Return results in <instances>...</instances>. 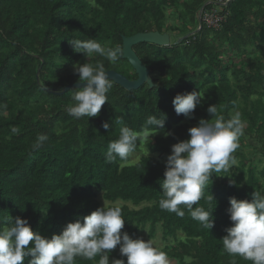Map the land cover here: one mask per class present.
I'll return each instance as SVG.
<instances>
[{"label":"trees","instance_id":"16d2710c","mask_svg":"<svg viewBox=\"0 0 264 264\" xmlns=\"http://www.w3.org/2000/svg\"><path fill=\"white\" fill-rule=\"evenodd\" d=\"M206 1L94 0V6L93 0H0V226L8 216L19 217L27 219L33 231L51 238L67 223L83 222L100 208V194L110 204H145L137 210L120 206L125 219L122 232L134 236L148 225L152 234L159 225L161 250L176 264H186V256L191 264H233V260L252 264L229 255L221 239L232 226L229 198L250 201L252 192L264 189V163L257 169L243 154L245 136L264 152V0H231L218 31L198 28L197 12ZM167 31H178L183 40L169 47L140 43L132 48L148 69L153 88L144 84L125 91L113 84L99 115L80 119L66 112L74 90L50 93L78 83L73 70L77 63L95 65L102 60L106 71L136 79L125 60L112 64L98 54L82 59L84 55L75 53L69 41L95 39L115 48L122 46V38ZM193 91L204 95L202 104L191 118L176 114L174 97ZM210 105H216L225 119L239 112L244 134L234 153L236 165L224 173L230 177L212 175L205 191V197L210 194L215 202L214 226L208 231L187 210L183 218L162 210L159 200L171 146L188 139V129L199 120L212 118L207 112ZM161 114L166 116L164 129L151 144L138 141L136 152L143 148L146 155L132 165L129 159L106 161L107 146L118 138L120 127L142 132L148 116ZM120 117L123 125L115 123ZM104 122L109 123L108 130L102 127ZM12 127L18 131L13 133ZM164 131L173 135L165 137ZM38 134L47 140L34 150ZM200 205L209 207L205 199ZM111 206L115 205L107 207ZM113 259H126L119 246L110 253L109 264ZM98 261L99 257H77L74 264Z\"/></svg>","mask_w":264,"mask_h":264},{"label":"clouds","instance_id":"9594fccd","mask_svg":"<svg viewBox=\"0 0 264 264\" xmlns=\"http://www.w3.org/2000/svg\"><path fill=\"white\" fill-rule=\"evenodd\" d=\"M69 43L75 53H81L87 59L98 54L115 64L124 54L120 46H102L95 39H73ZM73 70L74 74L78 73V83H83V87L71 91L73 103L66 107V112L75 119L97 117L109 101L108 93L114 80L109 78L102 60L95 65L88 62L74 64ZM203 97L200 91L177 94L172 101L175 113L191 118ZM207 112L212 117L210 120H199L196 126L188 129V139L171 146L160 181L162 198L159 206L181 218L187 210L209 231L214 226L215 202L212 195L205 197V191L211 184L212 175L230 177L224 173H230L236 164L234 153L240 147L244 122L239 112L225 119L218 114L216 105H210ZM165 119L164 114L159 118L148 116L142 132L126 125L120 127L118 138L107 146L106 161H127L136 152L138 141L151 144L152 137L164 129ZM115 123L123 125L124 120L120 117ZM102 127L108 130L110 125L104 122ZM11 131L16 133L18 129L12 127ZM163 135L173 134L164 131ZM46 140V135L38 134L33 149H39ZM148 154L149 150L147 157ZM229 183L234 186L235 182L230 179ZM202 199L209 205L207 209L200 205ZM229 204L227 213L232 226L225 229L227 234L221 239L224 250L252 264H264V189L252 192L250 201L231 197ZM3 224L0 226V264H24L28 257H31L28 264H74L77 257L87 260L99 257L98 264H109V255L117 246L126 261L113 259L111 264H170L167 253L154 247L152 241L132 239L127 232H122L125 219L119 205L107 208L103 205L83 217V222L77 219L67 223L60 234H53L51 238L33 231L27 219L17 217L13 220L8 216ZM184 259L186 264H191V257Z\"/></svg>","mask_w":264,"mask_h":264},{"label":"water","instance_id":"95a60500","mask_svg":"<svg viewBox=\"0 0 264 264\" xmlns=\"http://www.w3.org/2000/svg\"><path fill=\"white\" fill-rule=\"evenodd\" d=\"M182 40L183 38L177 41L175 44L177 45ZM140 43H148L158 47L170 46L168 34H159L157 32L136 34L128 38H122L121 48L123 49L124 54L121 59L125 60L129 64L134 74L136 75V79L128 80L124 76L114 71H108V75L109 78L114 80L113 84L119 86L125 91H135L144 84L147 85L150 89L154 87L149 77L148 69L142 65V63L139 61V59L136 57L135 53L132 50L134 46ZM38 72L39 70L37 71L36 76L38 75ZM81 87H83V83H75L65 86L60 92L50 93L54 95H62L67 91L78 90Z\"/></svg>","mask_w":264,"mask_h":264},{"label":"rangeland","instance_id":"374dc122","mask_svg":"<svg viewBox=\"0 0 264 264\" xmlns=\"http://www.w3.org/2000/svg\"><path fill=\"white\" fill-rule=\"evenodd\" d=\"M169 24L172 25V23H169ZM167 25H168V23H167ZM193 28H195V26H191L190 29H193ZM167 34L169 36L170 44H174L175 42L179 41L181 39V37L183 36V34H180L178 31H174V32L173 31L172 32L167 31ZM222 50L223 49H221V51ZM85 58L86 57L84 56L82 59H85ZM222 61L224 63L228 62V61L225 60L224 55L222 57ZM77 64H79V63H77ZM243 138H244L243 143H244V146H245L244 149H243V154H244L245 158L252 165H254L257 169H261L262 164L264 163V152H263V149L257 143L250 141L246 136L243 137ZM143 155H146V153H145L143 148H140V150L138 152L134 153L129 158L128 164L129 165L135 164ZM97 201L99 202L101 207H103V205L105 207L110 206V205H115V206L119 205V206H127L129 209H132V210H134V209L137 210V209H140V208L145 206V204H142V205H140L138 207H133L129 203H123V202H120V201H117V202H115L113 204H110V203L104 202L101 199V195L100 194L97 195ZM129 236L132 239H142L145 242L150 240V241H152L153 246L157 247L159 249H162V247H163L162 242H161V229H160L159 225L155 226L152 234L150 232V227L148 225H146L136 235H134V236L129 235ZM177 239H179V240L183 239V235H181V233L178 234ZM125 261H126V259H125ZM169 261H170V264H176V262L174 260L169 259Z\"/></svg>","mask_w":264,"mask_h":264},{"label":"built area","instance_id":"2783aa9c","mask_svg":"<svg viewBox=\"0 0 264 264\" xmlns=\"http://www.w3.org/2000/svg\"><path fill=\"white\" fill-rule=\"evenodd\" d=\"M229 2L231 0H207L197 12L198 28L203 25L207 29L218 31L225 22V9ZM224 57L227 58V55Z\"/></svg>","mask_w":264,"mask_h":264}]
</instances>
